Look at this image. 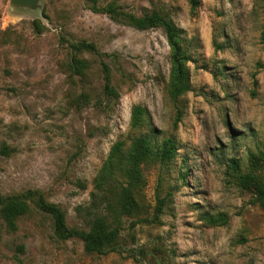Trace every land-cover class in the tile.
Segmentation results:
<instances>
[{"label":"rangeland","instance_id":"374dc122","mask_svg":"<svg viewBox=\"0 0 264 264\" xmlns=\"http://www.w3.org/2000/svg\"><path fill=\"white\" fill-rule=\"evenodd\" d=\"M0 0V192H32L12 230L0 212V264H264V210L230 168L264 175V0ZM160 12L185 30L191 90L169 93L172 50L163 27L139 29L123 13ZM86 74L71 76L73 44ZM120 97L104 91L102 64ZM88 95V99L84 98ZM148 111L140 130L132 111ZM156 129L176 157L143 165L139 199L152 221L123 218L122 252H87L78 236L60 239L43 197L88 229L94 179L112 146ZM164 199L162 209L158 205ZM224 216L226 222L212 223ZM154 220V221H153Z\"/></svg>","mask_w":264,"mask_h":264},{"label":"trees","instance_id":"16d2710c","mask_svg":"<svg viewBox=\"0 0 264 264\" xmlns=\"http://www.w3.org/2000/svg\"><path fill=\"white\" fill-rule=\"evenodd\" d=\"M90 8L96 12H106L115 18H119V12L113 3L101 6L99 0H86ZM191 8L196 9L201 0H189ZM123 19L139 29L151 27H163L167 40L172 50V67L169 82V93L178 98L191 90V74L187 66L190 56L183 47L185 30L179 27L168 15L160 12H152L144 16H136L131 13H123ZM75 54L67 65L71 76L83 77L88 69V61L80 58L78 53L83 51L96 52L93 43L73 44ZM104 91L108 98L118 99L119 91L112 82V70L108 63L103 62ZM88 99V95L84 94ZM148 117V111L141 106H135L132 111V127L140 130V127ZM177 143L174 137L160 138L156 129L150 132H142L134 136L132 142L127 145L126 140L117 141L94 179V190L91 193V201L86 208L85 219L88 229L70 228L67 224L66 213L56 203L49 202L43 197L32 198L37 208L49 214L54 223V231L58 238L68 239L73 236L80 237L84 242L87 252L107 254L110 252H122L121 242L123 230V218H135V223L152 221L148 216H142L147 210L146 205L139 199L143 187L146 184L143 165L147 162L157 161L162 164L171 162L177 153ZM255 161L264 160V155L253 157ZM233 176L238 184L251 191L252 201L259 204L264 210V175L255 171L244 172L236 159H232L230 166ZM32 192L23 195H3L0 192V212L12 230L17 228V221L26 215L30 209ZM158 209L161 210L164 199H160ZM154 221V220H153ZM226 222L224 216L212 218V223Z\"/></svg>","mask_w":264,"mask_h":264},{"label":"water","instance_id":"95a60500","mask_svg":"<svg viewBox=\"0 0 264 264\" xmlns=\"http://www.w3.org/2000/svg\"><path fill=\"white\" fill-rule=\"evenodd\" d=\"M12 2L20 6H30L36 8L39 0H12Z\"/></svg>","mask_w":264,"mask_h":264}]
</instances>
